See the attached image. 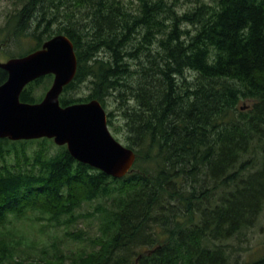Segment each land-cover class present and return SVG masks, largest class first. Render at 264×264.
<instances>
[{
	"label": "trees",
	"instance_id": "16d2710c",
	"mask_svg": "<svg viewBox=\"0 0 264 264\" xmlns=\"http://www.w3.org/2000/svg\"><path fill=\"white\" fill-rule=\"evenodd\" d=\"M178 1L12 0L3 38L34 40L24 55L66 34L78 69L60 103L113 99L108 124L137 158L114 178L51 138H0V264H232L230 239L264 209V0ZM31 215L81 246L21 247L8 226ZM83 218L95 235L70 230Z\"/></svg>",
	"mask_w": 264,
	"mask_h": 264
},
{
	"label": "water",
	"instance_id": "95a60500",
	"mask_svg": "<svg viewBox=\"0 0 264 264\" xmlns=\"http://www.w3.org/2000/svg\"><path fill=\"white\" fill-rule=\"evenodd\" d=\"M0 67L8 72L0 85V138H51L57 145H66L78 161L109 176L122 178L130 172L136 153L113 135L107 110L98 99L67 106L60 103L78 69L74 44L66 34L54 35L26 55L0 60ZM49 74L54 75L53 82L40 102L21 100L29 83Z\"/></svg>",
	"mask_w": 264,
	"mask_h": 264
},
{
	"label": "rangeland",
	"instance_id": "374dc122",
	"mask_svg": "<svg viewBox=\"0 0 264 264\" xmlns=\"http://www.w3.org/2000/svg\"><path fill=\"white\" fill-rule=\"evenodd\" d=\"M195 0H179L177 8L180 11L185 10L186 8H190L191 5L194 4ZM16 5L12 0H0V27H3L6 24L8 15L11 12H14ZM5 32L2 31L0 34V42H2L1 48H9L10 51L16 53H24L25 51L31 49L32 46L35 45V41L28 37L23 43L22 46H17L15 43L11 41V39L3 38ZM0 48V49H1ZM19 56V55H15ZM13 57V56H11ZM8 58V57H7ZM1 60L4 61L6 58L1 56ZM52 81H45L43 83L38 84L35 87L36 95L45 94L46 91L50 88ZM79 95L86 96L89 93V89L87 86V82L82 84L81 87L76 92ZM112 100V101H111ZM110 100V107L107 106V111L114 107L113 99ZM246 102L241 103L244 105ZM113 118L120 123L121 116L119 115L118 111H115ZM113 135L122 143L126 144L124 141V133L118 132L115 133L114 130L109 126ZM90 205H85L81 211H85L88 209ZM35 215H31V219H24L21 221H13V224L8 226L9 229H14L16 227L18 229L16 234L17 239H21L23 245L21 247H50V245L56 241H59V245L61 247H70V249L74 247H80L81 245L78 243L72 242L70 239L67 238L65 232V228H54L52 226H47L48 223L45 221H37L34 218ZM98 228V221L95 218H83L77 225H72L70 230L76 231L79 229H85L89 232L90 235H95L97 233ZM27 240H26V239ZM230 244L233 245V252L231 254L232 257V264H245L247 261L257 258L264 253V209L260 213L257 221L254 223L253 226L246 229L243 233L237 234L234 238L230 239ZM88 246H90L88 244ZM32 250V256H36L34 253L35 249H28ZM69 251V250H68ZM28 253L21 252L20 257H26Z\"/></svg>",
	"mask_w": 264,
	"mask_h": 264
},
{
	"label": "bare ground",
	"instance_id": "6f19581e",
	"mask_svg": "<svg viewBox=\"0 0 264 264\" xmlns=\"http://www.w3.org/2000/svg\"><path fill=\"white\" fill-rule=\"evenodd\" d=\"M88 102V101H87Z\"/></svg>",
	"mask_w": 264,
	"mask_h": 264
}]
</instances>
